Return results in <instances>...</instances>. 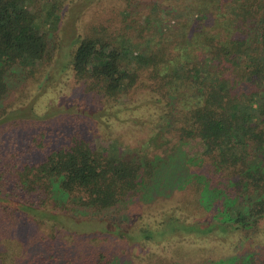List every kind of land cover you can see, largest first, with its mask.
I'll list each match as a JSON object with an SVG mask.
<instances>
[{
    "label": "trees",
    "instance_id": "1",
    "mask_svg": "<svg viewBox=\"0 0 264 264\" xmlns=\"http://www.w3.org/2000/svg\"><path fill=\"white\" fill-rule=\"evenodd\" d=\"M130 2L122 23L113 16L83 33L84 1L0 0V264H135L119 240L263 229L264 0ZM135 4L144 17L131 18ZM65 18L74 49L61 55ZM66 70L64 102L44 104ZM146 106L145 117L122 116ZM89 107L158 129L160 147L98 152L81 125ZM197 142L201 157L182 149ZM188 184L205 218L130 224L142 214L134 204ZM211 264H264V246Z\"/></svg>",
    "mask_w": 264,
    "mask_h": 264
},
{
    "label": "rangeland",
    "instance_id": "2",
    "mask_svg": "<svg viewBox=\"0 0 264 264\" xmlns=\"http://www.w3.org/2000/svg\"><path fill=\"white\" fill-rule=\"evenodd\" d=\"M84 1V11L80 18V31L88 33L95 24H101L107 18L119 17L118 23H122L126 18L128 19L130 0H72ZM148 10V8H146ZM147 10H142L141 4H135L132 9L131 18L144 17ZM68 19L65 18L61 24V31L59 33L58 41L60 45L59 52L65 53L67 50L74 49L72 44V37H68L67 30L70 28ZM51 26L50 28H52ZM48 30H55L56 28ZM65 55V54H64ZM62 57L63 60V56ZM61 60V61H62ZM67 68H70V63H65ZM53 69H57L60 65L56 63L51 65ZM71 77L70 71L61 72L47 89L42 91L43 103H62L61 87L64 79ZM62 78V79H60ZM36 83V82H35ZM36 86H39L37 84ZM66 87V86H65ZM71 89L76 87L75 81H70ZM85 95L84 87H79ZM68 91V90H67ZM71 92V91H70ZM83 97V94L80 95ZM63 101H62V99ZM123 103H129V99L123 98ZM119 103V102H118ZM74 105H78L75 104ZM115 104L114 106H116ZM82 108L86 109L84 104ZM112 106V107H114ZM80 107V105H79ZM152 107V106H151ZM150 106L144 108V112H132L126 110L122 116L123 118H134L139 115L145 117L146 111ZM116 108V107H114ZM92 107L88 108L89 119L82 121V126L87 127L93 145L98 152H107L111 146H129L131 148H138L140 144L148 142V151L152 148L160 147V143H156L161 132L157 129L154 133H148L152 128L143 129L142 126L134 128L132 126H125L121 119L114 117L96 118V113ZM112 110H108L110 113ZM92 118V119H91ZM90 120V121H89ZM121 120V121H120ZM48 121V120H47ZM56 126L61 127L64 122L60 119H55ZM89 121V122H88ZM51 122V121H49ZM12 125L4 127V134H1L5 140L14 133L11 131ZM142 129V130H141ZM9 130V131H8ZM144 130V131H143ZM116 132V133H114ZM119 141V142H118ZM119 143V144H118ZM182 147V146H181ZM146 149V148H145ZM183 150L191 154H198L202 156V145L195 143L191 147L184 146ZM185 154V153H184ZM179 157H181L179 155ZM183 161L186 162L185 156ZM135 211H141L142 214L137 213L140 217L133 215L130 220L131 225H148L150 227H157L158 223L166 214H175L181 219L192 221L199 218L206 217V211L201 203L199 188L190 184L184 188L175 190L168 197L159 198L150 204L136 203L131 207ZM137 220H140L137 222ZM1 227V226H0ZM263 229L237 230L231 233H212V234H168L159 238L158 240L144 241L142 244L131 245L125 241L119 240L120 246L124 249L127 256H129L135 264H211L213 261L232 258L240 252L252 248H259L264 246V225ZM0 231H3L0 229ZM1 241V240H0Z\"/></svg>",
    "mask_w": 264,
    "mask_h": 264
}]
</instances>
